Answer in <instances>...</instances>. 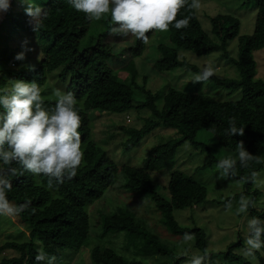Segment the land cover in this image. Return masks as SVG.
I'll return each instance as SVG.
<instances>
[{
    "label": "trees",
    "instance_id": "obj_1",
    "mask_svg": "<svg viewBox=\"0 0 264 264\" xmlns=\"http://www.w3.org/2000/svg\"><path fill=\"white\" fill-rule=\"evenodd\" d=\"M245 1H253L256 7L252 33L239 35L238 18L229 13H221L211 18V32L217 37V42L202 30L195 9L187 6L181 8L176 19L190 17L189 25L180 30L169 26L170 45H157L161 57L155 63L159 71L185 65L195 72H201L198 67L180 60L178 51L188 50L197 55L221 52L236 67L238 77L212 75L210 78L221 88L241 89L240 97L236 100H221L169 87L164 91L161 107H158L157 94L142 86L139 88L133 81L130 82L133 84H125L117 79L108 62L113 56L112 48L100 38L104 33L96 29L97 22L85 19L83 13L69 5L68 0H33L34 5L41 8V16L36 20L39 24L36 31L23 19L26 0H11L10 8L3 12L0 20V89H9L17 79L35 81L44 107L50 108L56 100L43 97V87L48 85L50 89L56 88L52 82H61L63 86L58 87H61L62 92H72L77 101L83 159L75 177L65 178L59 184L54 182L52 188L47 186V177L22 173L18 165H11L17 168V174L8 176L12 188L6 194L7 199L15 206L25 205L18 217L21 223L29 226L30 240L21 243L7 241L0 250L13 249L17 255L2 258L0 264H37L35 256L39 248L33 241L36 238L41 242L40 248L54 256L58 255V249H79L83 246L90 235L88 206L104 195L119 173L123 177L122 187L126 191L138 193L154 203L168 232L179 236L185 232L191 233L193 246L202 254L206 252L208 242L205 231L195 225H181L173 211L191 208L206 201L207 187L203 182L173 167L177 150L184 142L193 148H201L207 154L208 160L198 168L218 162L210 147L198 140L199 129L210 132L225 149L238 151L237 143L243 142L252 159L247 168L241 167L238 159L235 175L227 178L242 181L245 192L251 190L253 174L264 166V79L255 77L256 62L253 57L254 51L264 47V0ZM102 23L106 31L113 24L109 15ZM151 31L146 34L148 37ZM235 37L238 44L236 56L233 57L229 55L226 45ZM13 43H16L17 50L16 46H12ZM144 48L145 43L136 38L129 52L132 57L139 56ZM21 51H25L24 60H15V55ZM131 61L122 68L129 67ZM135 90L145 95L144 101L139 104L133 103ZM132 108L147 109L150 116L144 119L139 128L120 127L125 135L121 142L123 151L131 149L143 136L160 125L176 129L177 137L149 149L142 166L126 163L117 165L94 140L88 112L101 110L122 113ZM230 119L235 120L237 127H244L242 136L227 135L225 130ZM0 166L3 169L9 167ZM165 168L170 169L166 182L168 198L158 192L150 174V171ZM243 193L229 198H240ZM250 210L252 217L264 219V210L254 211L251 207ZM99 227V243L97 240L90 251L93 264H142L128 256L129 253L134 255L137 252L158 256V264L177 263L179 257L173 247L162 241L160 236L148 229L127 208L118 207L100 214ZM117 234L123 235L125 241L129 240L127 242L133 243L137 239L138 247L133 248L137 252L123 249V244L112 246L103 240L107 235ZM241 244L242 241H236L227 246L224 256L226 264H251L243 255L232 253V249ZM115 248L122 251V254ZM257 253L260 259L258 264H264V248ZM207 264L213 263L210 260Z\"/></svg>",
    "mask_w": 264,
    "mask_h": 264
},
{
    "label": "rangeland",
    "instance_id": "obj_2",
    "mask_svg": "<svg viewBox=\"0 0 264 264\" xmlns=\"http://www.w3.org/2000/svg\"><path fill=\"white\" fill-rule=\"evenodd\" d=\"M199 2L200 7L195 9L197 20L202 30L213 41L217 42L218 39L211 32V18L221 13H229L238 18L240 22L239 35L252 33L256 15V7L253 1L199 0ZM106 17L107 15L102 20L94 22H97L95 24L98 32L104 33L100 37L102 42L112 48L113 56L108 61L110 67L113 69L117 79L121 82L125 84L134 83L139 88L142 86L152 93L157 94L156 104L158 107H161L162 96L164 91L169 87H174L182 91L202 93L221 100H236L240 97L241 89L229 90L227 88H221L214 83L212 78H209L206 82L193 83L194 76L199 72H195L185 65L162 71L156 69L155 63L161 57L157 45L159 43L170 45L169 31L160 32L152 30L142 54L132 57L129 52V47L135 43L136 37L112 31L113 24L106 31L104 28L105 25L102 23ZM23 19L28 25H31L30 17L26 15L25 10L23 11ZM237 44V37L228 41L226 49L230 56H236ZM12 46H16V43H13ZM15 48L17 50V46ZM253 57L256 62L255 77L264 79V47L254 51ZM178 58L198 67L201 71L205 67H211L213 69V75L218 77H238L236 67L218 51L211 52L207 55H197L188 50H180L178 51ZM130 59L132 60L131 65L127 68H122ZM131 81L133 83H130ZM52 83H54L53 85L56 88L53 87L50 89V86L46 85L43 87L42 96L56 100V92L61 91L63 93L61 87H58V85L63 86V84L55 81ZM144 99L145 95L143 92L140 90L134 91V104H139ZM88 114L92 121V136L94 140L100 144V147L104 149L106 155L114 160L117 165L126 163L134 166H142L146 152L149 149L161 142L177 137L176 129L160 125L149 134L143 136L131 149L123 151L121 142L125 139V135L120 127L139 128L143 124L144 119L150 116V112L144 108H132L122 113L93 110L89 111ZM197 138L200 142L206 143L210 147L218 161L229 157L238 160V151L221 147L210 132L199 129ZM175 156L176 160L173 169L181 170L185 174L191 175L195 180L203 182L208 190L206 201L198 203L191 208L173 211L176 220L181 225H195L205 231L208 246L204 254L193 246V239L184 242L182 239L183 235H173L168 232L161 222L160 213L154 203L145 196L126 191L122 187L124 180L119 173L115 182L106 190L104 195L88 206L90 221V235L88 239L79 249H58V255L55 256V264H93L90 258V251L97 240L99 243L100 214L110 212L118 207H124L133 212L137 218L146 224L148 229L160 236L162 241L169 244L170 247H173L179 257L176 259L177 263L173 262V264H178V261L179 264H189L190 258L194 255H203L205 257L203 264H207L210 260L213 264H226L224 256H226L227 246L236 241H242V244L235 246L232 249V253L243 255L245 225L247 219L252 217L251 210L249 211V208L246 215H237L236 208L239 198L230 199L229 197L244 192V196L253 202L254 206L251 208L254 211H263L264 166L253 174L251 190L245 192L242 181H231L228 178H222L220 176V170L216 167L217 163L198 168L202 167L208 160L207 154L201 148H193L188 142H184L178 148ZM169 173L170 169L168 168L150 171L153 183L158 192L165 198L169 197L166 190ZM0 174L2 173L0 172ZM229 200L232 204L230 208L225 206ZM10 204L15 206L13 202H10ZM29 231V226L21 223L18 215L0 216V247L7 241H17L19 243L29 241ZM103 240L108 241L112 246H120L123 244L122 248L130 251H136L137 249L133 248L138 247L139 244L137 239L133 243L127 242L129 240L125 241V237L118 234L114 236L107 235L103 237ZM33 241L40 249L41 242L39 238ZM116 250L118 252L120 251L118 249ZM16 255L17 252L13 249L4 248L0 250V260ZM128 256L130 258L134 257L142 264H158L160 260L158 256H148L144 252H137L134 255L129 253ZM247 259L251 264H258L260 260L257 252L254 257H248Z\"/></svg>",
    "mask_w": 264,
    "mask_h": 264
},
{
    "label": "clouds",
    "instance_id": "obj_3",
    "mask_svg": "<svg viewBox=\"0 0 264 264\" xmlns=\"http://www.w3.org/2000/svg\"><path fill=\"white\" fill-rule=\"evenodd\" d=\"M11 0H0V13L10 8ZM25 13L30 17L33 31L39 27L36 18L41 16V8L33 0H26ZM77 12L83 13L89 21H100L105 15L110 16L114 27L112 31L123 35H133L143 43H148L151 30L165 32L171 25L180 30L187 28L190 17L176 19L178 11L187 6L191 9L200 7L199 0H68ZM174 22V23H173ZM25 51L17 53L15 60H24ZM213 75L211 67H205L192 80L206 82ZM56 102L50 108L44 107L38 84L35 81L14 80L9 89H0V216L18 215L25 205L13 206L7 199V192L12 184L8 176H15L18 165L23 172L47 177V186L54 182L62 183L65 178L76 176L83 159L79 128L81 118L76 109V98L72 92H56ZM228 136H242L244 127H237L234 119L228 122L225 130ZM238 159L241 167L247 168L252 155L245 150L243 142L237 143ZM237 160L224 158L217 162L220 176L227 178L235 175ZM21 173V174H22ZM236 214H247L253 202L241 195ZM226 207H231L229 200ZM184 242L191 241L193 235L185 232ZM243 256L254 257L264 248V220L258 217L247 219L245 225ZM203 255H194L189 264H203ZM37 264H55L56 257L43 248L35 256Z\"/></svg>",
    "mask_w": 264,
    "mask_h": 264
},
{
    "label": "water",
    "instance_id": "obj_4",
    "mask_svg": "<svg viewBox=\"0 0 264 264\" xmlns=\"http://www.w3.org/2000/svg\"><path fill=\"white\" fill-rule=\"evenodd\" d=\"M2 14H3V13H0V20H1Z\"/></svg>",
    "mask_w": 264,
    "mask_h": 264
}]
</instances>
